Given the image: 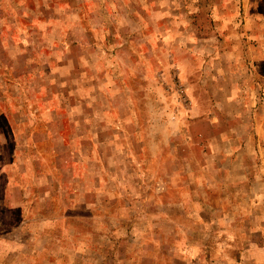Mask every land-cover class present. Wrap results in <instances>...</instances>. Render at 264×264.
Returning <instances> with one entry per match:
<instances>
[{"label": "rangeland", "instance_id": "374dc122", "mask_svg": "<svg viewBox=\"0 0 264 264\" xmlns=\"http://www.w3.org/2000/svg\"><path fill=\"white\" fill-rule=\"evenodd\" d=\"M1 135L0 264H264V0H0Z\"/></svg>", "mask_w": 264, "mask_h": 264}, {"label": "crops", "instance_id": "0c3cea01", "mask_svg": "<svg viewBox=\"0 0 264 264\" xmlns=\"http://www.w3.org/2000/svg\"><path fill=\"white\" fill-rule=\"evenodd\" d=\"M6 142L3 140V136L1 135L0 136V150L3 148L4 149V146H5ZM0 155H3L2 152H0ZM5 158V157H4ZM3 160V158H2Z\"/></svg>", "mask_w": 264, "mask_h": 264}]
</instances>
